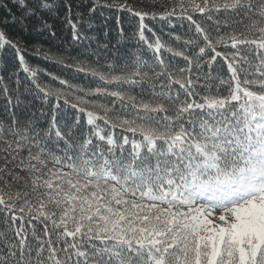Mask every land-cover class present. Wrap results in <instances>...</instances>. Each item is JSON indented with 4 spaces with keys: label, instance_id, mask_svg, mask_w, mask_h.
I'll list each match as a JSON object with an SVG mask.
<instances>
[{
    "label": "snow or ice",
    "instance_id": "6c2138e0",
    "mask_svg": "<svg viewBox=\"0 0 264 264\" xmlns=\"http://www.w3.org/2000/svg\"><path fill=\"white\" fill-rule=\"evenodd\" d=\"M0 9V264H264V0Z\"/></svg>",
    "mask_w": 264,
    "mask_h": 264
},
{
    "label": "trees",
    "instance_id": "16d2710c",
    "mask_svg": "<svg viewBox=\"0 0 264 264\" xmlns=\"http://www.w3.org/2000/svg\"><path fill=\"white\" fill-rule=\"evenodd\" d=\"M129 2L134 4V5L137 4V0H129ZM14 11H15V9H14ZM5 15H6V13L2 9H0V19H2ZM125 15H127V14H125ZM186 26L187 25L185 24V27ZM8 28H9L10 33H15L18 31V29L12 27L11 25H9ZM176 28H177V31H183V29L180 27L179 24H177ZM57 35H58L59 39H57L54 43H50L48 40H46L44 38H36L35 34H33V36H34L33 42L38 43V45L41 47L42 51H50V53L56 57L63 55V57L68 62H71V59L73 57H75V55L77 53V48L74 45L70 34H68L67 31H60V32H58ZM132 43H134V41ZM146 55H150V53H146ZM164 55L166 57L169 56L168 53H164ZM26 57L32 65H34V66L38 65L44 69H47V70L61 76L62 78L69 79L73 83H78L81 86L89 85V84L94 86L96 83H101L98 80V78L92 77L87 72H78V71H76V68L64 67L63 65L56 63L54 60L49 61V60H45V59L41 58L38 55H34V54H32L31 48H29L28 52L26 53ZM177 60H179V58H177ZM45 79H48V77H45ZM54 83L58 84V81H56ZM108 87L115 88L116 85L115 84L108 85ZM137 91H138V89H137ZM117 131H119V130H117Z\"/></svg>",
    "mask_w": 264,
    "mask_h": 264
}]
</instances>
